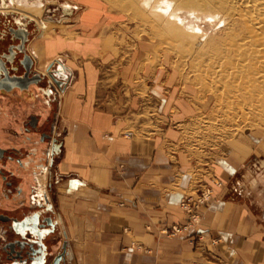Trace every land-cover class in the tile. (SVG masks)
I'll return each instance as SVG.
<instances>
[{"label":"crops","instance_id":"obj_1","mask_svg":"<svg viewBox=\"0 0 264 264\" xmlns=\"http://www.w3.org/2000/svg\"><path fill=\"white\" fill-rule=\"evenodd\" d=\"M83 18L52 34L37 26L26 46L36 69L39 60L28 47L33 42L42 45L46 65L55 61L53 67L63 68L52 105L58 145L42 186L55 206L42 216L57 222L56 233L45 238L46 264L58 253V264H264L258 189L264 160L258 175L247 170L242 184L235 182L234 200L226 185L239 169L220 161V187L200 225L174 237L163 234L187 220L179 201L190 184V164L174 148L180 131L171 112L161 110L165 103L152 74L136 80L138 64L111 48L98 21Z\"/></svg>","mask_w":264,"mask_h":264},{"label":"rangeland","instance_id":"obj_2","mask_svg":"<svg viewBox=\"0 0 264 264\" xmlns=\"http://www.w3.org/2000/svg\"><path fill=\"white\" fill-rule=\"evenodd\" d=\"M14 3L23 9L35 5L39 13L37 19L45 20L54 27L45 34L55 33L58 28L64 30L66 27L62 25L73 23L80 16H84V20L91 18V21H98V31L107 33L105 38L111 48L117 53L120 51L128 62L138 64L136 80H139L142 72L152 74L156 79L160 86L157 92L161 104L165 103L161 110L171 112L174 119L172 124L180 131L174 148L182 151L190 164L187 169L190 184L182 196L189 195L196 199L201 196V191L207 188L211 191L209 198L193 211L195 221H190L188 230L178 235L200 225L204 209L212 201L214 190L220 187V179L215 175L216 164L227 161L239 169L236 177L226 185V193L233 200L237 198L231 196L238 189L235 182H241L247 170L255 176L261 172L258 161L264 160V107L260 106L264 103V60L256 53L251 55L245 52L248 43L241 41L243 28L238 26L236 20L231 23V36L227 38L221 35L222 45L218 52L201 62L185 52L172 50L169 45L173 41L169 38L170 43L166 38H153L148 36L147 31H140L138 21L144 7L141 1L130 6L129 10L118 0H53V3L43 0L42 6L26 0H15ZM8 5L0 6L2 16L12 19L16 15H24L8 10L12 8ZM62 7L73 9L63 13ZM238 7L244 9L243 6ZM159 10L168 11L167 8ZM48 18L52 19L48 21ZM209 20V17L200 20L203 29L204 23H209ZM227 23L230 24L229 20L218 26L221 28ZM146 28L149 29V26ZM99 32L95 33L96 37L100 36ZM72 34L78 36L76 32ZM37 43L33 42L28 47ZM240 43L242 50L235 54L232 44ZM38 45L42 49V45ZM37 59V69L45 72L47 62H43L42 58L41 61ZM57 90L56 102L60 97V90ZM146 90L147 86L142 82L141 94L144 95ZM259 191L264 197V185H259ZM51 202L53 199L49 204ZM51 206L55 208L54 204ZM179 209L188 220L189 215L180 206ZM187 220L179 225L186 224ZM199 236L196 237L198 240L204 239Z\"/></svg>","mask_w":264,"mask_h":264},{"label":"flooded vegetation","instance_id":"obj_3","mask_svg":"<svg viewBox=\"0 0 264 264\" xmlns=\"http://www.w3.org/2000/svg\"><path fill=\"white\" fill-rule=\"evenodd\" d=\"M14 1L0 0V6L10 3L8 10L24 14L12 19L0 14V259L41 264L49 257L44 238L56 233L55 221L42 216L52 207L38 178L52 165L58 143L52 106L57 85L46 71L35 68L26 50L34 28H41L44 20L37 19L35 5L23 9ZM32 241L37 242L33 252Z\"/></svg>","mask_w":264,"mask_h":264},{"label":"bare ground","instance_id":"obj_4","mask_svg":"<svg viewBox=\"0 0 264 264\" xmlns=\"http://www.w3.org/2000/svg\"><path fill=\"white\" fill-rule=\"evenodd\" d=\"M118 1H121L128 10L130 6L136 5L137 2L141 1L144 3V7L139 16L140 20L138 21L140 31H147L148 36L153 38H162V40L166 38L168 41L169 39L170 41L172 40L173 42L171 43L169 41V46L172 47V50L185 52L186 55L193 59L198 58L201 62L218 52V49L222 45L221 35L229 38L232 34L231 23L233 20H236L238 26L243 28L241 41L243 43H248L245 52L251 55L256 53L257 56L264 60V0H209V2H206L207 0H177L179 4L176 0ZM48 2L53 3V0H48ZM238 6H243L244 9ZM159 8H167L168 11L165 12L159 10ZM70 9L69 7H62L61 12ZM0 11H2V9H0ZM28 14L33 16L30 13ZM203 17L210 18L208 21L209 23H204V29L201 27L200 22ZM51 19L48 18V21ZM226 20H229L230 24L227 23L226 26L224 25L220 28L218 25ZM147 25L149 29L146 28ZM42 26L44 34L46 31L54 29V27L45 20ZM164 42L167 44V41ZM38 43L31 45L29 49L35 56L38 54L39 56L37 55V57L41 61L43 51ZM171 44H173V46ZM241 45L242 43L232 44L235 48V54L242 50ZM50 64H48L47 67ZM58 66V69H63L61 65ZM249 91H251V88H249ZM260 106L263 108L264 103H261ZM47 172L48 168H46L45 173L38 178L41 191ZM195 217L196 216H194V219ZM55 224H57V222ZM45 259H47V257H44V260Z\"/></svg>","mask_w":264,"mask_h":264},{"label":"built area","instance_id":"obj_5","mask_svg":"<svg viewBox=\"0 0 264 264\" xmlns=\"http://www.w3.org/2000/svg\"><path fill=\"white\" fill-rule=\"evenodd\" d=\"M56 87H57L56 91L58 92L57 89L60 90V88H58V86ZM210 194H211V191L209 188H207L201 191L200 192L201 196L196 199H194L192 196H189V195L182 196L179 201V206L184 212H186L189 215V218H188L189 221L187 220V223L183 225H172L169 231L163 230V233H165L166 235L170 237H173V236H176V234L181 233L184 230H188L190 221H195L194 219L195 215L193 211L197 209L199 204H203L204 201H206L209 198Z\"/></svg>","mask_w":264,"mask_h":264},{"label":"water","instance_id":"obj_6","mask_svg":"<svg viewBox=\"0 0 264 264\" xmlns=\"http://www.w3.org/2000/svg\"><path fill=\"white\" fill-rule=\"evenodd\" d=\"M37 27L34 28V31H36ZM53 66V63H51L47 69H46V72L48 74V76L56 83V85L58 86V88H62V84L64 83L63 80H62V77H63V70L62 69H58V68H54V69H51V67ZM58 145V144H57ZM56 149H57V146H56ZM55 149V151H56ZM46 199V198H45ZM44 224H42V227H43ZM31 234H33V232H30ZM36 244L37 242L36 241H32V243H30V250L33 252L35 251L36 249H34L33 247V244ZM51 254L48 253V256H50ZM62 255L63 253H58L57 255H55L53 258H52V261L50 264H58V261L60 258H62ZM2 262V264H8V263H3L4 261L0 259V263ZM47 262V259H43L42 260V263L41 264H46Z\"/></svg>","mask_w":264,"mask_h":264}]
</instances>
